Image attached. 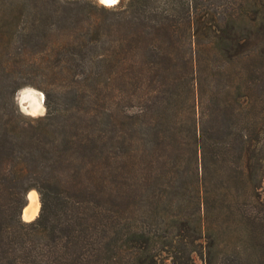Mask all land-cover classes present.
Listing matches in <instances>:
<instances>
[{
  "label": "trees",
  "instance_id": "obj_1",
  "mask_svg": "<svg viewBox=\"0 0 264 264\" xmlns=\"http://www.w3.org/2000/svg\"><path fill=\"white\" fill-rule=\"evenodd\" d=\"M23 77L0 264H264V0H0V79Z\"/></svg>",
  "mask_w": 264,
  "mask_h": 264
},
{
  "label": "clouds",
  "instance_id": "obj_2",
  "mask_svg": "<svg viewBox=\"0 0 264 264\" xmlns=\"http://www.w3.org/2000/svg\"><path fill=\"white\" fill-rule=\"evenodd\" d=\"M98 6H103L108 9H114L120 6L121 0H96ZM18 95H22L25 101L29 102L28 107L20 105V112L23 116L30 119H40L47 115L46 95L43 91L32 87L25 86V88L18 91ZM34 217H25L26 220Z\"/></svg>",
  "mask_w": 264,
  "mask_h": 264
},
{
  "label": "rangeland",
  "instance_id": "obj_3",
  "mask_svg": "<svg viewBox=\"0 0 264 264\" xmlns=\"http://www.w3.org/2000/svg\"><path fill=\"white\" fill-rule=\"evenodd\" d=\"M94 1H96V0H94ZM260 36V35H259ZM26 80V78H19V79H16V80H12L11 82H9V81H2V79H0V86L4 89V91L5 92H7L8 93V95H9V91L11 92L13 89H14V87L18 84V83H20V82H24ZM34 81L37 83V84H41L40 83V81H38V80H36V79H34ZM25 86H29V85H24V86H22L21 88H19L16 92H15V94H14V102H15V104H16V107L18 108V110L20 111V105L22 104V105H24L25 107H28V106H30L29 105V102L28 101H25L24 99H23V96L22 95H18V91L20 90V89H23V88H25ZM30 86H32V87H35V88H37V89H39L40 91H43L40 87H38V86H34V85H30ZM44 92V91H43ZM45 93V92H44ZM39 194V193H38ZM39 198H40V195H39ZM40 203H41V200H40ZM40 208H41V206H40ZM40 212V211H39ZM22 216H23V213H22ZM24 219V218H23ZM24 220H26V219H24ZM33 220V219H32ZM26 221H30V220H26ZM197 261L198 262H201V260H200V258H198L197 257Z\"/></svg>",
  "mask_w": 264,
  "mask_h": 264
},
{
  "label": "bare ground",
  "instance_id": "obj_4",
  "mask_svg": "<svg viewBox=\"0 0 264 264\" xmlns=\"http://www.w3.org/2000/svg\"><path fill=\"white\" fill-rule=\"evenodd\" d=\"M40 206H41V203H40L38 191L33 189L28 194V204L23 209V218L24 219L25 217L36 218L39 214Z\"/></svg>",
  "mask_w": 264,
  "mask_h": 264
}]
</instances>
